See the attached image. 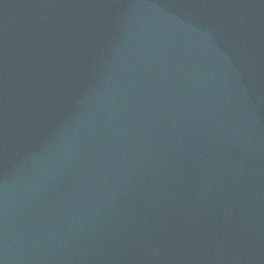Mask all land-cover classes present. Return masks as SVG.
Here are the masks:
<instances>
[{"label":"water","instance_id":"water-1","mask_svg":"<svg viewBox=\"0 0 264 264\" xmlns=\"http://www.w3.org/2000/svg\"><path fill=\"white\" fill-rule=\"evenodd\" d=\"M0 264H264V0H0Z\"/></svg>","mask_w":264,"mask_h":264}]
</instances>
